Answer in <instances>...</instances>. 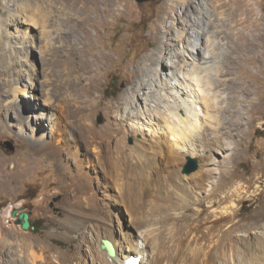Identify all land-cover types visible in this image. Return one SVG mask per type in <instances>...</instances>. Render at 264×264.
I'll return each mask as SVG.
<instances>
[{
	"label": "rangeland",
	"instance_id": "374dc122",
	"mask_svg": "<svg viewBox=\"0 0 264 264\" xmlns=\"http://www.w3.org/2000/svg\"><path fill=\"white\" fill-rule=\"evenodd\" d=\"M175 1L179 0H130L128 13L116 15L114 21L110 18L106 26L100 27V32L109 33L111 38L106 37L105 43L109 47L108 51L116 57L102 80L100 94L104 100L114 99L125 89L123 64L137 60L148 49L156 52L157 39L153 30L158 19L168 7L175 5ZM197 1L194 0L193 3L196 11L200 8ZM202 1L206 2L199 0ZM207 1L212 2L208 6L217 5V12L227 9L218 6L224 0ZM249 1L254 19H259L264 24V0ZM175 6L173 11L181 15L180 6ZM71 8L69 0H0V202L3 204L0 209V264H5L3 241L20 238L43 240L45 244L60 251L78 249L81 264H92V253L102 250L106 252L100 247L104 238L110 240L114 248L119 250L122 247L127 254L140 256V262L143 256L136 252L135 247L146 244V254L148 258H152L158 247L153 242L154 235L164 236L168 240L175 236L173 227L182 222H194L197 211L202 209L205 214L214 211L215 206L211 205L213 203L208 195L211 182L216 184L222 176L229 174L232 184L241 186L249 183L251 192H242L240 196L233 197V205H229L227 209L232 207L230 210H236V214L229 222L220 223L219 235L210 246L214 256L226 264H236L240 256L248 258L251 255L248 252L251 240L255 236H264V227L254 226V221L249 219L261 197H256L254 191L263 189L264 194V86L254 83L259 90L253 95L256 106L248 105L247 113L242 110L243 123L231 136L222 135L227 137L230 145L227 149L195 146L194 154L182 151L179 162L172 155L166 156V160L171 163L175 161L168 168L169 171L176 167L180 175L182 173L189 176L202 169L209 173L210 183L190 185L187 188L191 195L190 209L187 212L180 209L166 210L167 216L173 218L160 224L156 206L165 201L164 193L156 192L157 196L150 193V189L141 193L139 186L135 185L134 191L128 192L126 198L120 200L117 182L131 180L127 177L128 174L121 178L118 176L119 179H116L115 171L112 174L116 178L108 175L111 173L109 170L114 169L112 170L113 167L107 160L109 154L106 148L100 145L98 150L93 149L92 143H84L87 136L80 133L78 138L82 140V144L75 134L79 112L74 108V95L66 84L69 75L63 61L69 44L68 30L71 29L68 18ZM31 13L41 23L44 20L45 27L36 26L29 21L26 15L31 16ZM216 15L221 17L219 13ZM218 19L215 22L221 25ZM173 25L175 32L177 26L175 23ZM219 28L221 29L220 26ZM212 29H216V24ZM78 32L80 35L83 33L80 30ZM161 36H165V33ZM219 43L224 50L227 47H230L228 50L234 49L238 45L234 37L229 42L224 39ZM174 49L188 55L182 41L176 43ZM55 54L60 55L59 60L55 58ZM185 60L189 63V60ZM179 63L183 64L182 61ZM261 63L263 64L255 62L249 72L257 73ZM233 71H237V68L234 67ZM234 73L227 74L226 78L234 77ZM200 75L204 80L202 91L214 93L218 107L226 105L229 102L227 90L224 87L215 88L213 84L225 77L219 76L218 71H204ZM251 78L254 77L250 75L249 79ZM239 79H234L235 83ZM57 81H61L59 91L56 90ZM184 85L189 89L188 80H184ZM41 112L43 118L40 119L31 115ZM199 113L201 116V112ZM107 119V113L102 111L94 118V122L103 125ZM143 120L146 121V118L141 121ZM209 124L205 122L204 126ZM149 131L145 128L144 133L149 134ZM208 133L206 131L204 135L209 136ZM141 138L143 134L135 133L128 136L127 142L133 144L135 139ZM6 143H11L14 149L10 150ZM58 146L61 153H52L54 147ZM165 150L169 153L167 147ZM98 157L102 158V164ZM189 158L196 160L197 168L186 173ZM167 171H160V175L173 173ZM161 182L164 184L163 180ZM168 192L172 193L171 190ZM197 199L202 202L196 201ZM15 208L19 213L28 214V228L16 223L18 216L11 214ZM219 210H215V213H219ZM150 213L154 216L149 215ZM183 215L186 218L181 220ZM144 217H149L151 221L158 220L157 224L150 221V224H145L147 227L138 225ZM146 256L142 264H147ZM253 264L261 263L255 261Z\"/></svg>",
	"mask_w": 264,
	"mask_h": 264
},
{
	"label": "bare ground",
	"instance_id": "6f19581e",
	"mask_svg": "<svg viewBox=\"0 0 264 264\" xmlns=\"http://www.w3.org/2000/svg\"><path fill=\"white\" fill-rule=\"evenodd\" d=\"M197 2L200 10L196 11L194 0L175 1V5H179L182 10L181 15L173 11L175 5H169L153 30V35L157 39L156 52L148 49L137 60H129L130 62L123 64L125 89L114 99L104 100L100 94L102 80L116 57L108 51L105 43L109 33L100 32V27L106 26L110 18L114 21L116 15L128 13L131 2L130 0H69L72 7L68 18L71 30H68L69 44L63 55V61L69 75L66 84L74 95L76 103L74 108L79 112V119L74 128L75 134L77 138L80 133L84 137L87 136L83 141L90 145L92 143L93 149L98 150L100 145L106 148L109 154L107 160L112 165V170L114 169L113 171L110 169L111 173L108 175L112 178L117 176L116 179H119L128 174L127 177L131 180L117 182L120 200H124L128 192L132 193L135 185L139 186L141 193H145L148 189L157 196L159 195L156 192L164 193L166 199H163L162 195L160 197L165 201L156 206L159 215L156 216L160 224H165L172 217L167 216L166 210L180 209L182 212H187L190 209L191 195L187 191L190 185L210 183L209 173L202 169L189 176L182 173L180 175L176 167L170 169L172 174L167 173L165 176L160 175V171H169L168 168L173 162H179L182 151L194 154L195 146L227 149L230 145L226 140L227 137L222 135L231 136L232 132L243 123L242 110L247 113L248 105L256 106L253 95L259 90L254 83L264 86V24L259 19H254L250 1L224 0L218 3L219 7H227L226 12L221 10L222 8L217 12V5H212L213 10H211L212 6L208 4L212 2L207 3V0ZM217 13L221 14V17H216ZM26 18L36 26L43 27L45 24V22L43 24L44 20L41 23L40 20L35 19L33 14L26 15ZM216 18H219L221 25L215 22ZM174 23L177 26L175 32H173ZM214 24H216L215 30L212 29ZM245 28L251 34H248ZM78 30L83 32L82 35ZM162 33H165V36L160 37ZM233 37L238 43L236 48L228 50L230 47H227V51L224 50L219 42L224 39L229 42ZM181 41L188 55L174 49L175 44ZM59 57V54H55L57 60ZM74 57L77 58L73 59ZM185 59L189 60V63ZM42 61L44 62V59ZM257 61L263 64L259 65L257 73L252 74L249 68ZM216 62L223 64L215 65ZM234 67L237 71H233ZM204 71L208 73L218 71L219 76L225 77L213 84L215 88L224 87L227 90L229 102L226 105L218 107L215 94L202 91L204 80L203 74L200 73ZM233 72H235L234 77L226 78L227 74ZM250 75L254 78L249 79ZM238 77L239 82L235 83L234 79ZM185 79L188 80L189 89L186 84L184 85ZM60 88L61 81H57L56 90L59 91ZM102 111L107 113L108 119L103 125H97L94 118ZM31 115L36 119L43 118L42 112ZM142 118H146V121L143 120L145 123L141 121ZM205 122L210 123L209 127L204 126ZM145 128L151 131H149L151 135L144 133ZM206 131L209 132V136L204 135ZM135 133L143 134V138L135 139L133 144H129L128 136ZM79 141L83 144L82 140ZM165 147L169 149V153H166ZM51 152L59 154L61 149L59 146L54 147ZM167 155H172L175 161L172 160L171 163L166 160ZM98 161L102 164L103 160L98 157ZM114 171L115 177L112 174ZM222 177L216 184L212 181L208 191L209 199L213 203L211 205L215 206L214 211L207 214L202 209L197 211L194 214L195 221L182 222L174 226L172 230L175 236L168 240L164 236L155 234L153 242L158 247L152 258H148L146 254L145 243L142 247H135L136 252L143 258L147 255V258L145 257L147 264H226L214 256L210 244L219 235L220 223L229 222L236 214V210H230L232 207L227 209L229 205H233V197L240 196L242 192H251V185L232 184L230 174ZM262 193L263 189L254 191L256 197L258 195L261 197L249 218L257 227H264V194ZM196 201L202 202L203 198L202 201L199 199ZM218 209H220L219 213H215ZM229 210L231 212H228ZM185 218L186 216H181V220ZM150 221L149 217H144L137 224L146 226L145 224H150ZM156 221L153 219L151 222L156 223ZM116 245L120 247L118 243ZM3 248L5 264L10 262L11 264L13 262L15 264H81L78 249L60 251L36 238L5 240ZM249 249L251 255L245 259L242 258L243 256L238 257L236 264H253L255 261L264 264V236H255L251 240ZM115 250L114 256L108 255L103 250L92 253L90 255L92 264H126L127 259L132 256L122 247L119 250L115 247ZM143 258L138 264H142Z\"/></svg>",
	"mask_w": 264,
	"mask_h": 264
},
{
	"label": "water",
	"instance_id": "95a60500",
	"mask_svg": "<svg viewBox=\"0 0 264 264\" xmlns=\"http://www.w3.org/2000/svg\"><path fill=\"white\" fill-rule=\"evenodd\" d=\"M137 1H144V0H137ZM7 144V147L10 149V150H13L14 149V146L11 144V143H6ZM197 168V164H196V160L195 159H192V158H189V163L188 165L186 166V169H185V172L186 173H190L194 170H196ZM12 216H18V220H16V223H21L22 227L23 228H28V225H29V220H28V214L27 213H19L18 212V209L15 208L12 210L11 212ZM100 247L102 249H104L108 255L110 256H114L115 254V248L112 244V242L108 239H102V242L100 244Z\"/></svg>",
	"mask_w": 264,
	"mask_h": 264
},
{
	"label": "trees",
	"instance_id": "16d2710c",
	"mask_svg": "<svg viewBox=\"0 0 264 264\" xmlns=\"http://www.w3.org/2000/svg\"><path fill=\"white\" fill-rule=\"evenodd\" d=\"M2 206H3V204L0 202V209H1ZM33 229H34V227H33Z\"/></svg>",
	"mask_w": 264,
	"mask_h": 264
}]
</instances>
